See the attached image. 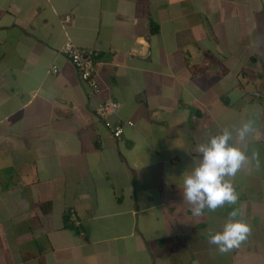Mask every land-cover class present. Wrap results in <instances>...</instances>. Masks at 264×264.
<instances>
[{
    "label": "crops",
    "instance_id": "0c3cea01",
    "mask_svg": "<svg viewBox=\"0 0 264 264\" xmlns=\"http://www.w3.org/2000/svg\"><path fill=\"white\" fill-rule=\"evenodd\" d=\"M67 39L97 52L98 93ZM252 111L260 169L194 217L197 145ZM232 208L252 231L222 254L208 233ZM0 264H264V0H0Z\"/></svg>",
    "mask_w": 264,
    "mask_h": 264
},
{
    "label": "clouds",
    "instance_id": "9594fccd",
    "mask_svg": "<svg viewBox=\"0 0 264 264\" xmlns=\"http://www.w3.org/2000/svg\"><path fill=\"white\" fill-rule=\"evenodd\" d=\"M260 122L259 113L252 111L197 145L198 161L182 173L183 200L194 217L203 216L206 209L215 212L237 204L239 194L232 180L243 169L251 173L261 167V153L253 143ZM239 217V209L232 208L220 230H209L208 243L222 254L239 248L251 235L250 224Z\"/></svg>",
    "mask_w": 264,
    "mask_h": 264
},
{
    "label": "built area",
    "instance_id": "2783aa9c",
    "mask_svg": "<svg viewBox=\"0 0 264 264\" xmlns=\"http://www.w3.org/2000/svg\"><path fill=\"white\" fill-rule=\"evenodd\" d=\"M60 53L64 54L78 70L81 81L86 85L90 94L98 93L101 90L99 82V74L96 70V51H87L75 45L70 39H67L60 47ZM51 72H57L56 66L51 67ZM119 104L110 98L100 103L96 109V116L103 120V123L115 138H119L123 132V125L132 126L133 123L128 120H120L115 125H112L108 117L116 114ZM66 220L77 228L78 234L82 235L83 231L80 227V220L77 217L74 209H69L66 213Z\"/></svg>",
    "mask_w": 264,
    "mask_h": 264
}]
</instances>
